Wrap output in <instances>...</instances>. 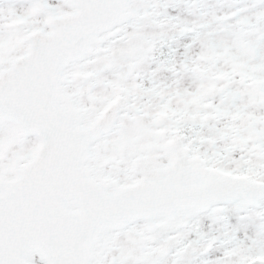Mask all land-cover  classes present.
<instances>
[{
    "label": "snow or ice",
    "instance_id": "1",
    "mask_svg": "<svg viewBox=\"0 0 264 264\" xmlns=\"http://www.w3.org/2000/svg\"><path fill=\"white\" fill-rule=\"evenodd\" d=\"M0 264H264V0H0Z\"/></svg>",
    "mask_w": 264,
    "mask_h": 264
}]
</instances>
